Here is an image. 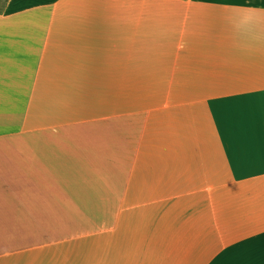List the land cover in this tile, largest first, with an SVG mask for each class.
I'll use <instances>...</instances> for the list:
<instances>
[{
    "label": "crops",
    "instance_id": "obj_1",
    "mask_svg": "<svg viewBox=\"0 0 264 264\" xmlns=\"http://www.w3.org/2000/svg\"><path fill=\"white\" fill-rule=\"evenodd\" d=\"M0 264H264V0H0Z\"/></svg>",
    "mask_w": 264,
    "mask_h": 264
}]
</instances>
